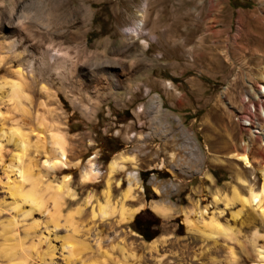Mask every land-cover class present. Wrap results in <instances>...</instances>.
I'll use <instances>...</instances> for the list:
<instances>
[{"label":"rangeland","instance_id":"rangeland-1","mask_svg":"<svg viewBox=\"0 0 264 264\" xmlns=\"http://www.w3.org/2000/svg\"><path fill=\"white\" fill-rule=\"evenodd\" d=\"M0 44L2 245L1 224L15 219L23 248L52 230L39 249L52 253V264L256 263L264 220L232 202V192L247 196L241 182L258 191L264 166V0H0ZM48 47L63 63L50 52L41 54L43 66L30 67L26 51L37 59ZM17 70L25 79L19 105L5 85L16 82ZM250 112L258 121L251 128ZM57 136L68 170L44 165ZM233 154L257 165L246 169ZM18 165L36 175L37 190L68 175L72 198L61 200L55 219L24 215L29 206L12 201L7 187H20ZM91 170L97 176L84 182ZM128 182L132 198L124 201ZM107 201L111 212L102 218ZM122 205L142 208L121 224ZM196 209L232 239L190 234L186 221L197 220ZM137 215L156 224L150 242L130 230ZM73 235L86 250L64 242ZM0 264H7L2 255Z\"/></svg>","mask_w":264,"mask_h":264},{"label":"bare ground","instance_id":"bare-ground-1","mask_svg":"<svg viewBox=\"0 0 264 264\" xmlns=\"http://www.w3.org/2000/svg\"><path fill=\"white\" fill-rule=\"evenodd\" d=\"M18 15H19L18 20H19L21 18L20 17L21 15L20 14H18ZM21 19H23V18H21ZM17 24H19V22ZM16 46L17 45L14 44L11 49L15 48ZM1 50H3V49H2L1 44H0V52H1ZM50 52H54L53 61H57V65L60 63H63L60 60L61 55L58 52L56 53L53 49L50 51V48L48 47L45 50L40 51L39 56H37V59H36V56L34 53H32L31 51H26L27 57L29 59L27 61L29 63V66L31 67L33 65V63H35V61H38V63L41 66H43L44 65L43 56L45 54H50ZM17 58H19V56L18 57L17 56L12 57L10 59V62H11L10 64H15L16 62H18ZM2 61H3V59H2V57H0V67H1V63H3ZM4 66L5 65H3V67ZM11 67H7V68L11 69ZM8 72H10V70ZM13 74H15L14 76H17L16 79L18 78L17 80H15L16 82L15 83H5V85L10 86L9 87L10 88V94L8 95V98L10 100L14 101V103H16L17 105H19V101H20V99H22V93H20V90H21V87L24 85L25 79L23 81V78H24L23 74L19 70L13 72ZM13 134L17 135V136L19 135L17 133V131H13ZM19 139L20 140H18V142H19L18 144L20 146L21 151L23 152L26 149L27 145L25 144L26 142L21 140V137ZM53 146L54 147L52 150H53L54 154H53L52 158H54V159L46 160V162H44V165H47L48 170H50V171L55 169V168L57 170H68L69 165L67 164V160H66V154L67 153L65 152V144H64L63 140L61 139V137L57 136V139L53 143ZM231 159L239 162L246 169L252 168V166H254L255 164L257 165V162L251 161L247 154H233L231 156ZM121 160L125 161L124 158H120L118 161H121ZM91 167H92V165H91ZM117 167H118L117 161L111 162L109 164V166H108V169L110 172L109 176L112 175L113 172H115L117 170ZM16 170H17L18 178L20 180V183H19L20 187H16L14 185H8V187H7V184H6L7 190L9 192L8 194L11 197L12 201H14L15 199H20V202L22 204H26L29 206V210L26 213H24V215L31 216L33 213H41V211H43V213L46 212L48 214L49 219H51V220L55 219L56 214H57V209L60 207L61 200L63 198H69V199L72 198L71 192L68 189V180H69L68 175L64 176L61 179L60 183L58 185H56L55 187L47 185L43 189L39 188V190H37L38 186H37L36 179H35L36 175H35V177L32 175V172L30 171L31 169L29 167L18 165ZM258 172H259V175L261 176V183H260V187H259L258 191H254L245 182H241V185L244 188H246V190H247V196L241 197L235 191H233L232 192L233 193L232 202H239L240 206L243 209L251 210L252 212H254L257 215L258 218L264 220V166L258 167ZM97 174L98 173L91 170L90 172L85 173L82 177H83L84 182L85 181L88 182V181L94 180L95 176H97ZM128 178L130 179V181L132 183H134L135 177L133 175H128ZM24 184H26V185H25V187L23 186L24 187L23 188L22 185H24ZM132 189L130 187V183L128 182L127 189L124 192V201L126 199L132 198L131 197ZM42 193L47 194L49 196L48 199H51L53 212H49L48 210H46L44 202H43L44 199L42 200V198H41L44 196V195L42 196ZM106 196H107V194H106ZM214 200L217 201L216 198H214ZM14 205H15V203H14ZM16 208H18V207H16ZM109 208H110L109 201H107L104 206H100L99 210H100V214H101L102 218H105L107 216L108 212H111L109 210ZM141 208H142V206H139L137 209L135 208V209L127 210V209H124V207L122 205L121 209L119 211H117V215L119 216L118 223L123 224V223L130 222L132 217L138 211H140ZM151 209L156 214H158L162 217L169 216L165 210L161 209L159 206H157L155 204H153ZM204 212H200L196 209L195 216H196L197 220L193 221L190 219V220L186 221V226L188 228V232H190V234L198 236L204 240H213L214 237H223V238H225L224 242H226L228 239L231 240L232 238L230 236V233L226 229H224L223 227L218 225V223H216L215 220L211 219L210 222H208V223L203 222L202 217L205 214ZM7 220H9V219H7ZM13 220H15V219H12V221H10V222L8 221L6 224H3V223L1 224L2 225V231L1 232L4 235L3 237H4L5 243L3 245L0 243L2 245V247L0 246V252H2L0 255H2L6 259L7 264H52V262H53L52 255H51L52 253L50 254L49 252H47L48 249L46 250V253L41 252L39 250V249H41V245L43 243L41 241H44L47 243L50 241L48 237H50L52 230H49L48 228H44L43 231H44L46 237H39L40 236L39 235V236H37V237H39V239L36 240L37 241L36 245H34L35 243L34 244L32 243V245H30L29 247L23 248L22 240L17 237L18 236L17 235L18 231L16 228L17 222L15 223ZM197 221H201V222L197 223ZM200 224L203 226L199 227ZM56 226L57 225L55 224V227ZM17 227H18V224H17ZM36 228H33V229H36ZM52 229L56 230L58 228H52ZM73 233H74V235H77V233L75 234L74 230H73ZM26 235L28 236V234H26ZM74 235L71 236L72 237L71 239L70 238H64V242H67V243L73 242V244H74L73 246L75 247V249L77 248L78 251L80 249H83V251L86 250L87 248L83 243H81L80 241L76 242L75 240H73V239H75ZM43 236H44V234H43ZM35 239H36V237H35ZM152 243L154 244V242H152ZM67 246H68L67 244L63 245V247H65V248ZM154 248H155V245H153V249ZM72 249L74 250V248H72ZM72 253H74V252L72 251ZM69 264H73V262L72 263L69 262ZM255 264H264V252H259L258 254H256V263Z\"/></svg>","mask_w":264,"mask_h":264},{"label":"trees","instance_id":"trees-1","mask_svg":"<svg viewBox=\"0 0 264 264\" xmlns=\"http://www.w3.org/2000/svg\"><path fill=\"white\" fill-rule=\"evenodd\" d=\"M145 177V176H144ZM145 178H143V183ZM130 230L138 235L143 241L150 242L157 236V228L154 222H150L145 219H141L140 215H137L131 225Z\"/></svg>","mask_w":264,"mask_h":264},{"label":"built area","instance_id":"built-area-1","mask_svg":"<svg viewBox=\"0 0 264 264\" xmlns=\"http://www.w3.org/2000/svg\"><path fill=\"white\" fill-rule=\"evenodd\" d=\"M251 111H252V109H251ZM255 119L256 118L253 117L252 112H250V114H246V117H245V120H244L247 123L246 127L251 128L253 122H258V121H255ZM255 133H258V132L254 131V135H256Z\"/></svg>","mask_w":264,"mask_h":264}]
</instances>
